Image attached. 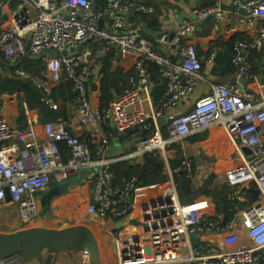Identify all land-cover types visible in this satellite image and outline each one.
Returning <instances> with one entry per match:
<instances>
[{
	"label": "built area",
	"instance_id": "obj_1",
	"mask_svg": "<svg viewBox=\"0 0 264 264\" xmlns=\"http://www.w3.org/2000/svg\"><path fill=\"white\" fill-rule=\"evenodd\" d=\"M134 4L130 0H110L99 11L91 0H0L1 11L14 6L6 16L0 13V76L12 72L38 85L42 100L52 108L50 97L60 83L72 82L76 93L70 124L44 123L42 138L34 129H16L0 117V213L8 191L20 226L28 225L39 217V195L46 193L52 183L62 184L83 170L97 169L91 200L98 207L89 203L87 216L93 221H119L132 214L137 198L136 179L115 187L110 172L113 161L96 158L88 142L73 135L71 127L87 129L93 135L104 131L101 149L115 132H131L138 154L158 153L163 159L171 147L218 128L226 136L228 148L238 157V163L218 175L214 183L224 182L230 188L227 198L235 203L234 213L243 210L249 242L241 243L233 232L235 218L226 225L224 217L211 222L199 215L200 207L180 202L175 173L187 172L193 187L203 185L205 175L213 174V170L203 166L193 173L194 161L184 156L181 168L171 171L172 177L166 183L165 205L144 210L141 226L157 229L164 220L162 211L168 208L174 210L173 217L177 214L179 220L175 217L172 227L146 235L116 234L115 255L119 264H182L186 260L194 264H264V83L251 75L249 61L251 51L258 52L264 47V0L234 1L237 9L246 11L245 24L254 31V36L236 41L232 79L210 84L206 96L194 101L188 111L171 118H167V111L183 106L199 83L205 81L203 62L195 46L186 42L195 32L196 22L184 21L173 38L169 34L159 37L157 50L131 20ZM138 11L147 15L154 9L140 3ZM193 15L198 20L211 15L220 20L226 18L221 0H216L213 7L195 10ZM104 18L108 19L107 27L100 26ZM90 41L98 43L94 52L83 49ZM27 52L31 59L48 61V77L34 76L18 66ZM110 52L115 53L113 62L118 53L134 58L130 87L111 105L95 108L90 94L91 57L103 58ZM54 53H58L56 59L51 58ZM217 53L213 51L208 56L207 64L215 61ZM147 62L158 66L165 83L158 103L151 97ZM4 98L0 95V105ZM23 106L27 110L25 101ZM167 119L170 121L163 125L162 121ZM61 145L68 150V159H64ZM251 190L259 192L257 200ZM197 232L224 235L223 245L227 249L219 250L200 241L194 245L191 236ZM79 254V264H91L87 251ZM0 264L24 262L20 254H12L0 258Z\"/></svg>",
	"mask_w": 264,
	"mask_h": 264
},
{
	"label": "crops",
	"instance_id": "obj_2",
	"mask_svg": "<svg viewBox=\"0 0 264 264\" xmlns=\"http://www.w3.org/2000/svg\"><path fill=\"white\" fill-rule=\"evenodd\" d=\"M234 1L237 0H221L222 9L226 12V18L224 20L213 17L205 21L203 24H200L198 23L200 20L193 21L191 19L194 11L199 8H209L213 6L215 0H139V4L143 3L145 5L151 6L154 9V12L152 14H147L146 16L148 17V19H150L151 22H154L155 24H151V29L147 27L146 22H142V20H140L142 15L138 14L141 13L139 11H137L135 18H131V16L130 18L133 23L140 26L143 35L148 40H150V36L153 39H156L164 34H169L170 36L171 34H175L177 29L181 25L179 21H182V23L186 20H192L193 22H196V30L194 33L188 36L186 42L191 43L195 46L197 55L203 62L205 81L199 83V85L195 89L194 94L183 106L179 107L178 109H170L169 111H167V118H171L174 115L184 113L191 109L194 101L206 96L209 93L210 84L228 82L232 79L233 74L223 76V70L220 67L216 66V61H214L212 64H207L206 59L213 51L220 52L219 46L222 44L229 43L236 38L250 39L254 36V31L248 29L245 24L246 14L242 13L235 7ZM8 9L2 11L0 10L2 16L7 15L8 11L10 10ZM107 20V18H104L102 20V27L108 26ZM97 47L98 43L96 41H90L83 47V49L93 50L94 52L95 48ZM101 59L102 58H96L95 55L91 57L93 75L90 94L92 105L95 108H103L104 106H109L111 105V103H113L116 97H118L115 96L114 99L107 105L102 102L103 96L101 81L103 77L100 72ZM41 60H43L46 66V71L42 73V77H48V61L45 59ZM134 62L135 61L133 57H123L120 53H118L116 62H113L112 59V70L115 71L119 69L123 73L130 74L131 72H133ZM253 86H255V84ZM159 87L162 88L161 92L162 90L164 91L165 83L162 79L159 82ZM153 90L154 87L151 91V97L155 101L152 95ZM156 92L158 95H160L159 90H157ZM4 97V102L0 105V117L5 118L10 123V125L16 129L25 130L27 128H32L36 132L37 136L39 138H42L43 124L46 122L44 121L43 116H41L38 110H26L24 106H20L18 99L21 98L23 102V96H18L17 94H15L4 95ZM58 107L62 109L63 117L61 119H58L56 122L63 121L64 123L70 124L75 113V103L60 102V104L56 106V108L58 109ZM68 108H71L72 111L70 116L67 115V121H65L64 112L67 111ZM41 119H43V123H40ZM26 125L27 128H25ZM70 131L73 135L77 136L81 140L89 142L90 149L96 158L112 160V164L117 162H130L137 164L143 163V156L136 152L137 142L130 138L129 132H115L113 137L109 139L107 146L101 149V141L105 138L104 131H102L99 135H93L87 129H83L80 127H71ZM204 134H207L208 137L206 143L201 142L197 145L190 144L189 140L192 138H189L188 140L184 141V144L173 146V148L171 147L167 151V157L163 159L165 161L168 174L167 182L172 177L168 162L169 160L175 159L179 151H182L184 156L191 158L194 161L193 165H195V161L197 160L195 171H198V168L203 166L207 170H213V173L217 172V176L223 175L228 170V168L238 163V157L234 156L233 152L228 148L227 138L221 130H219L218 128H212ZM177 147H179L180 149H178ZM68 158L69 155L66 154V159ZM207 176L208 174L205 175L204 182L209 178L210 175L208 177ZM178 178L177 180L174 178L177 187ZM92 181L93 177H90L82 184L73 187L67 193L52 200L48 213L44 217H38L31 222L37 224L38 222H41L42 224L38 226L33 225L31 227L41 226L59 229L63 228V226L84 225L92 230L91 225L86 224V218H88L87 206L92 198ZM166 183H164L163 185H155L139 190V192L137 193V198L134 202V211L130 215L132 217V220L128 223L124 222V225L122 227H119L118 223L124 221L126 218L119 221L112 219H108L105 221H93L98 227L100 237L102 238L101 240L100 237L98 235H95V233L93 232L98 242L101 264H119V261L115 255L116 234L118 235L119 233L120 237L136 234L146 235L153 230H159L160 228H170L176 221V218L177 220H179L177 214H175L176 218L173 217L174 210L172 211V208L170 210L168 208L162 211V213L164 214V220L161 225H158L157 229H153L154 227L147 228L141 226V220L144 216V210L165 205L166 200H164L163 195L165 194L164 191L166 188ZM216 184H218V182L214 183L213 185ZM191 186L193 187V184H191ZM202 186L203 185L200 186L199 184H196L193 187L195 190L192 195H195ZM206 193L204 196L196 199L192 204H187L186 206H191L194 204L198 208L200 207L199 215H202L206 220L208 219L211 222H217L216 219L218 218L220 220H223V214L218 213L216 204L211 198L206 196ZM8 204L10 203L6 201L4 208H7ZM232 215L235 218V226L233 228V232L239 236L241 243H248L249 237L247 235V226L244 220L243 210L233 213ZM29 225L30 223L26 226ZM14 226H20L19 222H15ZM224 237V235L220 234L205 233L201 235L198 240L192 239V242L194 245H196V243H198L199 241L204 242L205 245L223 250L226 248L223 245ZM79 262L80 254L62 253L55 255L53 259V264H79ZM24 264L40 263H38L37 261H32L30 263ZM182 264L194 263H192L190 260H186V262Z\"/></svg>",
	"mask_w": 264,
	"mask_h": 264
},
{
	"label": "trees",
	"instance_id": "obj_3",
	"mask_svg": "<svg viewBox=\"0 0 264 264\" xmlns=\"http://www.w3.org/2000/svg\"><path fill=\"white\" fill-rule=\"evenodd\" d=\"M91 1L94 3L95 8H98L99 11H103L107 7L110 0H91ZM215 2L213 3V6ZM8 8L10 10H13L14 6ZM205 8L207 7L199 8V9H205ZM138 14L142 15L140 20H142V22H146L147 27L151 29V24L153 25L155 23L151 22L146 15L141 13ZM149 39L154 44L155 48L159 50V45L156 41L159 38L153 39L150 36ZM243 39L236 38L230 41L229 43L222 44L219 46L220 52L217 53L215 64L216 66L220 67L223 70L222 73L223 76L232 75L234 73L235 70L232 64V59L235 55L234 45L236 41ZM114 57H115V53L110 52L100 60V64H101L100 72L103 77L101 81L102 96H103L102 102L105 103L106 105L109 104L114 99L115 96L122 95L124 91L130 87L129 80L133 75V72H131L130 74L123 73L119 69L113 71L112 59H114ZM249 61L251 63V69H250L251 75L259 77L260 80L264 83V48L258 52L251 51L249 54ZM18 66L23 67L26 72L38 77H42V73L46 71L45 63L41 59L35 60L29 57H24L20 61ZM147 68L150 73V81L152 82L154 87L152 95L155 99V102L158 103L161 97L163 96V92H164L163 90L161 92L162 88L159 87V82L161 80V77L159 75V68L157 65L149 62H147ZM157 90H159L160 95L157 94L156 92ZM15 94H17L18 96H23L28 110H38L41 116H43L44 121L46 123L56 122L58 119H61L63 117L62 109L59 107L58 109L56 108V106H58L60 102L74 103L76 99V93L74 91L73 83L70 81L62 82L59 85H57L55 88H53L50 98L55 104V108H52L50 104H47L42 100V97L36 95L30 89V87L27 85L26 80L21 79L20 77L14 75V73L12 72H7L1 75L0 95H15ZM105 107L107 106H104L103 108ZM163 135L165 137L167 136V129L165 126L163 127ZM129 136L131 138V132H129ZM207 140H208L207 134H204V135L196 136L194 138L192 137V139H190L189 142L190 144L197 145L198 143L201 142L206 143ZM177 148L180 149L179 147ZM60 150L64 159H66V154L69 155L68 150L62 145L60 146ZM183 159H184V154L182 153V151H179L176 158L173 160H169L168 162L170 170L175 171L180 169ZM196 162L197 160L195 161V165ZM195 165H193L192 167L193 173H196ZM110 172L113 177L112 183L115 187H119L125 181L136 179L135 187L137 193L139 192V190L145 189L147 187L161 185V184L163 185L168 180L165 161L158 153L144 154L142 164L130 163V162L114 163L110 166ZM179 176L182 178L185 194L192 195L194 193V188L191 186L190 179L187 178V172H183L182 175L175 173L174 178L177 180ZM230 191L231 190L226 183L220 182L210 187L206 193V196L211 198L213 202L216 204L218 213L223 214L224 225L229 223L234 218L232 215L234 213V211L232 210V205L234 206L235 203L228 200L227 198V194Z\"/></svg>",
	"mask_w": 264,
	"mask_h": 264
},
{
	"label": "water",
	"instance_id": "obj_4",
	"mask_svg": "<svg viewBox=\"0 0 264 264\" xmlns=\"http://www.w3.org/2000/svg\"><path fill=\"white\" fill-rule=\"evenodd\" d=\"M135 4L130 13L131 18H135L138 11L139 0H134ZM98 9V8H96ZM242 13L246 14L245 10H240ZM214 16H208L207 18L200 20L198 23L203 24L205 21L213 18ZM191 19L193 21H198L195 15H192ZM102 21L100 22V26ZM182 24V21H179ZM174 34H171V38ZM30 49V44H27V51ZM66 54V53H65ZM29 57V52L25 55ZM58 53L51 55V58L56 59ZM27 85L30 89L38 96L42 97V91L38 85L27 81ZM153 84L150 85V93L152 91ZM71 108H68L64 112L65 121H67V115H71ZM170 119L162 121L165 125ZM40 123H43L41 119ZM27 128V125L25 126ZM245 153L250 154L248 149H244ZM97 169L93 170H83L77 176L70 178L68 181L62 184L52 183L50 189L43 194L40 199L41 211L39 217H44L51 206L52 200L67 193L73 187L82 184L84 181L90 177H94L97 173ZM181 175V174H180ZM217 177V172L211 174L209 178L203 183L200 190L192 196L185 194L184 185L182 178H178V191L180 196V202L183 205L192 204L196 199L205 195L207 190L213 186L214 180ZM254 200H257L259 192L256 190H251ZM6 200L11 201V197L6 191ZM90 205L98 207V203L90 201ZM132 220L129 216L124 221L118 223L119 227H122L125 223ZM202 233L197 232L191 237L193 240H198ZM82 251H87L90 254L91 264H101L99 246L93 231L84 225H71L63 228H47V227H30L27 229H22L14 231L11 233L0 232V258L10 256L12 254H20L23 258L24 263H30L32 261H37L40 264H53L54 256L62 253L79 254Z\"/></svg>",
	"mask_w": 264,
	"mask_h": 264
},
{
	"label": "rangeland",
	"instance_id": "obj_5",
	"mask_svg": "<svg viewBox=\"0 0 264 264\" xmlns=\"http://www.w3.org/2000/svg\"><path fill=\"white\" fill-rule=\"evenodd\" d=\"M18 101H19L20 106L21 105L23 106V102L21 98H19ZM43 194L44 193H42L39 196L42 197ZM1 212L2 213L0 214V232L11 233L14 231L30 228L33 225L38 226L42 224L41 222H38V224L33 222V223H30L29 226H26V225L25 226H14L15 222H19V215L17 213L16 207L11 204H8V207L4 208ZM88 218H86V224L91 225V228L93 232L95 233V235H98L100 237V232L98 230V227L95 225L93 220H91L90 218L88 219ZM63 227H67V226H63ZM100 239L102 240L101 237Z\"/></svg>",
	"mask_w": 264,
	"mask_h": 264
}]
</instances>
